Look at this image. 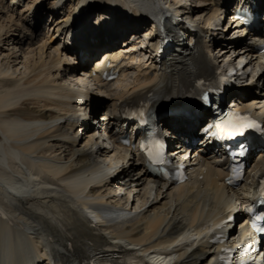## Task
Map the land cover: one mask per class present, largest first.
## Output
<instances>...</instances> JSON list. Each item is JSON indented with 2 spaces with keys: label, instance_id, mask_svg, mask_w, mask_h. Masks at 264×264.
Here are the masks:
<instances>
[{
  "label": "bare ground",
  "instance_id": "6f19581e",
  "mask_svg": "<svg viewBox=\"0 0 264 264\" xmlns=\"http://www.w3.org/2000/svg\"><path fill=\"white\" fill-rule=\"evenodd\" d=\"M9 1L12 10L19 5L25 9L19 16L8 8L0 9V45L14 51L1 56L0 60V239L4 228L13 235L9 250L0 245V263L13 262L15 257L23 255L25 250L16 247H21V240L28 238L26 246L35 253L31 264L36 260V264L42 263L39 259L48 255L46 249L56 261L68 264H86L94 256L111 259L114 254H108L109 247L115 248L116 254L121 256L132 253L133 248H137L141 256L162 249L167 256L174 255L177 264H206L218 247L212 246L207 238L199 239L198 229L214 216L222 215L229 202L220 183L225 174L222 165H216L219 161L194 155L190 162H185L189 166V183L177 187L157 181L149 189V177L138 168L140 177L130 180L125 195L118 196L107 177L116 170L127 173L124 167L130 168L128 160L136 163V152L132 148L110 145L99 126L91 128L85 124V115L112 103L131 104L148 96L155 97L158 105L171 104L196 89L200 80L211 76L220 58L229 61L228 65L244 85L239 91L229 90L226 99L231 97L235 107L250 109L264 121V54L256 53L254 44L246 46L236 36L221 49V55L210 59L198 39L183 43L179 40L174 47L183 49L181 54L169 53L168 58L159 63L163 66L161 73L151 76L154 68L145 71L139 66L127 67L129 62L121 61V52L129 53V47L121 48L119 55L115 52L116 46L132 41L120 40L134 21L126 12L129 7L125 2L128 4V1L95 0L77 14L71 40L78 38L74 49L82 59L94 56L101 47H107V53L90 66H82L77 71L66 70L64 62L73 55L72 48L68 39L63 38L61 42L60 36L71 22L72 13L79 10V2L56 0L48 14L52 23L57 22V36L46 37L55 32L48 25L49 30L42 37L36 34V29L41 27L47 13L43 8L47 0L28 7V0ZM132 1H135L134 14L140 8L157 13L149 0ZM188 1L193 4L191 14L212 11L211 17L220 22L221 8L202 6L215 0ZM251 1L260 8L262 0H245V4L250 5ZM59 2H73L72 9L61 13L65 6ZM3 3L4 0H0V6ZM106 6L112 7V14L107 13L110 10ZM186 6L182 8L183 13ZM99 8L103 9L101 15H109L111 22L104 18L88 25V14ZM142 27L148 29L147 25ZM131 31V35L142 37L140 29L132 27ZM219 47L221 45L217 49ZM107 60L122 65L109 66ZM105 73L114 76L113 80L102 79ZM255 84H260L262 89ZM19 112L24 115L19 116ZM186 115L166 116L164 121L173 129L187 133L208 114L200 110ZM75 131L80 138H87L89 147L78 148ZM115 141L117 143L119 138ZM258 149L264 150V135ZM183 156L180 154L177 159ZM125 157L128 160L124 161ZM259 158L263 165L257 172L264 171V152L259 153ZM93 172L98 173L95 180L90 176ZM182 230L185 237L175 241V234ZM237 234L234 230L232 236ZM193 236L198 239L193 241Z\"/></svg>",
  "mask_w": 264,
  "mask_h": 264
},
{
  "label": "rangeland",
  "instance_id": "374dc122",
  "mask_svg": "<svg viewBox=\"0 0 264 264\" xmlns=\"http://www.w3.org/2000/svg\"><path fill=\"white\" fill-rule=\"evenodd\" d=\"M39 0H28V2H27V6L26 7H28L29 6V4H33V3H36V2H38ZM42 2H43V0H41ZM56 0H47L46 2H45V4H44V6H43V8L46 10V15L44 16V20L42 21V24H41V27L39 28H37L36 30V34L37 35H39V36H42L43 37V35H45V33H47V31L49 30V29H46L47 28V26L48 25H50V26H52V29H55V32H54V34H52L53 32H50V34H47L46 35V37H48V36H53V37H56L57 36V22H54V23H52V21L49 19V14H48V12L50 11V8L52 7V4L55 2ZM188 0H181V2H183V3H185V2H187ZM10 2V3H9ZM8 3H7V1L5 0V2L2 4V6H0V9H1V7H3V9H9L10 10V5H11V1H9ZM73 3V2H72ZM72 3H67L66 2V4H64V8H63V11L61 12V13H63L64 12V10L66 9V11H70L71 9H72V6H73V4ZM186 6V5H185ZM189 6H186V8H188ZM12 8V7H11ZM25 9V8H24ZM23 7H21V5H19V6H15V7H13V12L16 14V15H21L22 13H23ZM183 10V9H182ZM194 13H196V12H194ZM197 15V14H196ZM27 16H30V14L28 13V15ZM62 16V14H60V16H58V18L59 17H61ZM217 18V17H216ZM56 19H57V17H56ZM28 25H30L29 23H27ZM42 26H43V28H42ZM42 28V29H41ZM145 28V27H144ZM147 29V27L142 31V30H140L141 32H142V34H144L145 33V30ZM50 30H51V28H50ZM140 32V33H141ZM144 32V33H143ZM64 34H61V36H60V41L62 42V40H63V38L65 39L66 38V36H67V33H66V31H64L63 32ZM10 33H8L7 35H9ZM45 37V38H46ZM10 49H11V47H9V46H7V45H0V60L2 59V57L1 56H3V55H7L8 53H12V52H14V51H10ZM100 49H102V48H100ZM96 50H98V51H100L99 49H96ZM101 53H102V51L101 52H96V54L94 55V56H90L89 58H88V64H92V63H96V60H97V58L99 59V57H100V55H101ZM232 54V53H231ZM230 54V55H231ZM100 60V59H99ZM68 63H66V62H64V69H66V70H70L71 69V71L73 70H75V71H77L78 69L77 68H75V67H71V66H68L67 65ZM69 72V71H68ZM256 85V84H255ZM254 85V86H255ZM90 88H93V87H90ZM115 89H116V87H114ZM114 88H112V90H115ZM256 88H258L259 90H261L262 89V86L259 84V85H256ZM261 88V89H260ZM94 89V88H93ZM253 90H256V91H258L257 89H254L253 88ZM252 90V91H253ZM94 92H95V90H93ZM18 114H21V115H19V116H23L24 114L23 113H18ZM77 136H78V141H77V145H78V148H85V147H89V144L90 143H88V145H87V142H88V140H87V138L84 136V137H82V138H80V134L78 133L77 134V131H75L74 132Z\"/></svg>",
  "mask_w": 264,
  "mask_h": 264
},
{
  "label": "snow or ice",
  "instance_id": "6c2138e0",
  "mask_svg": "<svg viewBox=\"0 0 264 264\" xmlns=\"http://www.w3.org/2000/svg\"><path fill=\"white\" fill-rule=\"evenodd\" d=\"M204 103L205 104L209 103L207 96L204 97ZM242 127H245V128H255V127H257V125L255 123L246 122V123H244L242 125ZM261 187H262V189H264V184H262ZM262 194H264V193H262ZM245 211L248 212V211H251V209L246 208ZM257 219H260V217H257Z\"/></svg>",
  "mask_w": 264,
  "mask_h": 264
}]
</instances>
